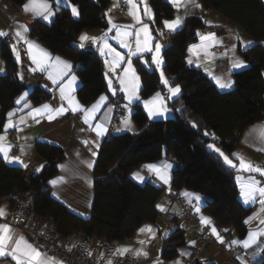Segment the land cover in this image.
I'll list each match as a JSON object with an SVG mask.
<instances>
[{
	"label": "trees",
	"instance_id": "obj_1",
	"mask_svg": "<svg viewBox=\"0 0 264 264\" xmlns=\"http://www.w3.org/2000/svg\"><path fill=\"white\" fill-rule=\"evenodd\" d=\"M9 1L22 6L27 0ZM69 1L79 10L77 19L68 8L60 7L52 23L35 22L31 36L53 54L73 62L82 81L78 97L89 106L107 91L104 60L92 50L80 49L74 43L84 30L108 27L106 9L111 1ZM200 1L206 8L234 22L256 42L251 47L239 49L249 66L235 73L234 89L219 91L201 70L187 64V50L197 42L198 32L204 27L199 18H187L183 28L173 34L163 51V71L170 83L181 89L176 98L168 101L174 116L149 121L143 108L136 105L132 118L139 132L114 135L103 142L94 171L95 196L88 218L72 212L52 195L48 183L57 175L64 152L46 143L36 145L37 154L45 164L43 170L29 181L25 180L24 169L8 165L0 156V204L9 200L15 206L14 195L21 193L32 200L37 216L51 217L64 235L76 232L110 242L126 241L144 224L156 222L160 215L156 204L164 192L163 187L151 183L137 184L130 173L145 163L169 159L174 164L172 186L204 196V212L218 226L230 228L240 239L246 237V218L252 208H246L239 200L237 171L226 165L223 158L210 151L207 145L214 143L230 155L247 127L264 119V2ZM149 2L155 13L156 26L174 17V9L167 0ZM1 56L6 74L0 75V133L9 111L29 89L19 77V65L6 42L1 45ZM135 64L142 81L141 98H148L158 91L165 93L157 70L146 69L139 59ZM50 97L39 84L29 92V98L35 104ZM205 132L210 135L206 136ZM185 245L184 230L175 229L164 240L162 258L166 261L177 258L180 248ZM260 264H264V258Z\"/></svg>",
	"mask_w": 264,
	"mask_h": 264
},
{
	"label": "crops",
	"instance_id": "obj_2",
	"mask_svg": "<svg viewBox=\"0 0 264 264\" xmlns=\"http://www.w3.org/2000/svg\"><path fill=\"white\" fill-rule=\"evenodd\" d=\"M110 1L111 2L106 9L107 21L111 17L113 22L116 24L131 25V27L127 29L131 35L127 37L123 35L117 36L116 29L109 31L111 26L108 23V27L105 29L84 30L76 39L74 44L78 48L92 50L97 53L103 58L105 66L107 91L100 95V97H98V99L91 105L86 106L78 97V90L82 86V81L75 71L73 62L65 57L53 54L48 48L40 44L31 36V27L35 22L40 21L50 24L53 22L58 8L65 7L71 11V7L74 5L69 0H60L59 3H57V0H47L49 9L52 11L53 15L49 17L48 20H45L43 16L35 15L32 11H24V5L28 3L29 0H27L22 6H16L9 0H0V30L8 33L7 36L0 38V69L3 70L0 71V75L6 74V67L1 56V45L3 42H6V39L9 36H11L14 39V44L11 45L10 48L12 50L14 60L19 65V77L21 79L22 76L23 78L21 80L26 82L29 86V89L18 98L20 99L24 96V100H21L19 104L16 103V107L9 111V113H14V115L12 117H9V115L7 116L3 131L0 133V136L5 137L3 141H0V144H3L8 149V156L20 157L23 163H19L14 160L10 162L9 159L5 158L3 153H0V156L10 166L25 169L26 167H24V164H27V167L30 166L32 168V173L36 175L43 170L45 164V161L37 154V143H46L61 148L64 152V159L58 164L57 175L50 179L48 184L52 195L56 200L68 207L72 212L85 218H88L92 212L95 196L94 171L99 158L101 146L107 138L108 127L112 123L114 110L111 106V102L114 98L115 82L121 88V97L125 108V115L120 124L117 126L115 135L125 133L136 134L139 132V128L132 118L136 105L143 108L149 121L166 120L174 116L173 110L168 106V101L176 98L180 93L177 96H171V93L169 92V87L175 86L170 83L163 71V51L170 43L172 35L183 28L187 18H199L204 23V27L220 26L224 29L223 32L215 33L216 40L218 41L215 43L212 40L203 41L201 36L206 34H203L200 29L198 32L197 42L189 46L186 56L187 64L190 67L201 70L214 82L218 90L221 92H229L233 90L235 86V73L243 71L249 66V63L240 54L239 49L251 47L256 43L251 37L244 34L234 22L228 20L225 16L212 10L211 8H206L200 0H195V2L201 6L199 8L192 4H185L183 0H181V6L177 8L172 0H167L174 9V17L169 20H164L161 26H156L155 24V13L149 0H146V7L151 11L150 17L145 15V3H141L140 0H135V3L137 4L136 11L142 21L141 24H137L129 15L131 6L127 3V0H124L126 4V8L124 9H121L118 6V0ZM262 1L264 2V0ZM33 2L34 4L39 5L42 0H33ZM73 17L77 19L79 15ZM177 17H181L183 19V23L175 31H170L165 27L164 22L173 21ZM143 24H147L148 26V34L151 37L148 47L151 51L137 50L136 40H140L141 48H143V44L146 39L145 33L139 31ZM21 25L26 26L28 29L27 32H23V29L20 27ZM16 31L23 32L25 39L21 40L17 37L15 35ZM137 32H139L138 37L136 35ZM82 35H87L89 37L88 40L83 41V47L80 46V37ZM236 37H239L240 39H236ZM91 38L98 39L96 43H93ZM121 41L128 44L130 47H123ZM19 42L24 43L26 46L30 59V65L28 67H23L21 65L20 51L18 48ZM28 42H32L39 49L44 50V52L48 54V59L45 61L44 57H42L35 49H32L30 54ZM105 42L108 44L109 48H105L102 54L100 49L103 48ZM156 43H160L162 45L158 57L162 60V63L159 67L155 62H153V57L156 56ZM13 46H15V51ZM223 46H226L227 50L222 54H218L215 51V48ZM109 49H114L115 51L111 52ZM17 53L19 54V60H17ZM116 53H119V56L123 58L118 66H114L112 63L113 57ZM33 56L41 62L42 68L38 66L37 63L33 62ZM56 58H59L61 61L67 62L71 65L70 71H68L67 75H64L62 78L61 72L64 71L63 65L58 64ZM136 59H139L146 69L158 71L162 85L165 88V93L158 91L153 93L148 98H141L140 93L142 89V81L136 68ZM234 60L243 61L245 67L233 68L232 64ZM129 61L131 62L132 69L135 71V76L139 78L138 81H134L132 79L131 72L125 75V69L128 68ZM189 61H191V63H189ZM33 69H35V71H33ZM161 73H163V80L168 81L167 86L161 78ZM50 75L57 80L56 84H53L52 79H49ZM213 75L220 76L225 80L230 79L233 82L232 86L230 88L221 89L212 79ZM39 76L45 77L49 86L42 85L38 78ZM71 76L76 77L75 83L72 85L71 90L67 88L65 89V98L61 99L60 88L61 86L67 85ZM121 80L124 81L123 85L121 84ZM109 81H111V85L109 84ZM38 84L45 88L50 93L51 97L44 102L35 104L30 100L29 92ZM157 94H159V99H157ZM69 97L72 100L71 104L69 103ZM102 97L104 99H101ZM25 103L27 104V107L25 106ZM44 105H48L51 111H46L39 115L34 113L33 115H30L34 109L42 108ZM94 106H96L95 110L92 111ZM60 107L65 109L63 114L56 113V110ZM74 108L75 111H73ZM150 110L162 114H156L150 118ZM49 114L54 116V119L51 121L48 119ZM33 116H35V118H33ZM22 118L25 121L24 123L20 122ZM86 118L89 121L88 124L84 123ZM126 121L129 123L126 124ZM9 123H11L12 126L6 129L5 126ZM98 124L102 125L107 130L101 136H97L96 131L94 130L95 126ZM11 131L14 132V137L11 136ZM261 132H264V119L247 127L242 135L240 143L237 145L233 153H241L254 166L264 168V151L257 150L264 149V141L261 140ZM14 144L19 145V151L17 154L12 153V147ZM96 144L99 146L96 147ZM93 152L96 153L95 156L92 155ZM229 156L234 160V163L237 164V167L234 168L237 171V177H242L243 180H247L251 175L260 180L261 186H264V177H261L259 173H248L242 171L239 168V161L234 157H231V154ZM88 162H93V167L89 168L87 166ZM164 164L172 165L167 172L169 178L168 184H164L154 171H150L146 167L147 165L161 167ZM173 167L174 164L169 159H166L157 163H145L130 173L131 179L139 185L151 183L164 188V192L157 201L156 207L157 205H162L165 211H161L157 208L160 215L156 222L146 223L142 226H151L156 232L155 239H152L146 246H141L137 243L140 239H144L146 241L149 239V234L147 232L138 235V230L142 227L136 231L132 238L126 241L112 242L113 246L116 249L126 246L134 250L140 247H146V250L148 251L147 258L136 257L131 253L126 254L133 255L135 257V264H154L157 258L161 264H177V262H179V264H190V257L193 250L197 246V242L194 236L193 225L183 218L179 209V202L184 201L185 203L191 205L194 212L197 214L201 225L209 228L211 232L214 227L224 241V243L219 242L221 245L220 248L212 243L204 250L200 258V262L202 264H225V262L229 259L230 251H236L239 248L242 249L248 256V260L243 261L242 264H260L264 258V236H258L256 241L248 248L243 247V241L248 238L249 232L264 231V225L259 223L261 219H264V213L260 211L261 205L258 202L259 197L257 198V202L254 204H244L243 198L240 196L241 181L237 180L240 202L246 208H252L250 215L246 218V221H249L246 223L248 233L245 238L240 239L230 228H222L218 226L214 222L213 218L204 212L206 204L204 196L185 188L176 190L172 186ZM136 175L142 176L144 178L143 182L136 179ZM51 181H56L57 183L53 185ZM185 193L188 194L187 197H185ZM195 196H199L200 200L197 201L194 198ZM197 208L199 211H197ZM0 209L5 210L6 212L5 216L0 218V224H8L14 230V240L19 238L21 235H24L28 242L32 243L41 252H45L54 260L61 261L63 264H66L62 258L50 255L43 247L39 246L34 239L33 233L29 229L13 226L12 214L14 206L11 201L8 200L1 203ZM202 218L207 219L210 223H202ZM249 218L252 219L250 220ZM177 228L184 230L186 245L180 248L179 256L177 258L166 261L162 258L163 243L164 240L167 239ZM165 233H168V235L165 236ZM232 241H237V243L233 244ZM192 242H195L194 246H192ZM181 252L190 253V255L181 256ZM0 264H15V261L11 260V257H4L0 258Z\"/></svg>",
	"mask_w": 264,
	"mask_h": 264
},
{
	"label": "snow or ice",
	"instance_id": "obj_3",
	"mask_svg": "<svg viewBox=\"0 0 264 264\" xmlns=\"http://www.w3.org/2000/svg\"><path fill=\"white\" fill-rule=\"evenodd\" d=\"M60 0H57V3H59ZM141 3H145V15L150 17L151 11L150 9H148L146 7V0H140ZM172 2L175 4V6L177 8H179L181 6V0H172ZM183 2L185 4H192L195 7L199 8L201 7L198 3L195 2V0H183ZM127 3L131 6L130 10H129V15L133 18V20L137 23V24H141V18L138 15L136 9H137V4L135 3V0H127ZM24 11L25 12H29L32 11L35 15H41L43 16V18L45 20H48L49 17H51L53 15L52 11L49 9V6L47 4V0H42V2L39 5L34 4L33 0H29L28 3H26L24 5ZM71 11L73 16H78V10L75 6L71 7ZM111 11V10H110ZM107 15V14H106ZM109 25L111 26L109 28V31H111L112 29H116V34L117 36H129L131 35V33L129 31H127L128 28L131 27V25H122V24H116L113 22V19L110 17L108 20ZM183 23V19L181 17H177L175 20L173 21H165V27L167 29H169L170 31H175L177 28H179ZM23 29V32H27V28L26 26L21 25L20 26ZM123 29V31H122ZM145 33L146 35V39L144 41L143 44V48H141V43L140 40L137 39L136 40V46H137V50L141 51V50H147V51H151V49L148 47L149 41L151 39L150 35L148 34V26L147 24H143L142 28L139 30ZM23 32L21 31H16L15 35L17 37H19L21 40L25 39ZM7 32L0 30V38L7 36ZM107 35V34H105ZM137 37L139 36V32H137ZM89 37L87 35H82L80 37L81 40V47H83V41L88 40ZM93 43H96L98 38H91ZM103 39V38H100ZM201 39L203 41H208V40H212L214 43L218 42L216 40V36L215 33H209L206 35H202ZM236 39H240L239 37H236ZM243 42V41H242ZM250 43V42H248ZM121 44L123 47H130L128 44L124 43L123 41H121ZM28 47L30 50V54H31V50L35 49L37 52L40 53V55L42 57H44L45 61L48 59V54L46 52H44V50L39 49L34 43L32 42H28ZM161 47L162 45L160 43H156L155 45V52H156V56L153 57V62H155L157 64V66L159 67V65L162 63V60L159 59V53L161 51ZM105 48H109L108 44L105 42L103 48L100 49L101 53L103 54L104 49ZM13 49L15 51V46H13ZM234 50V49H233ZM109 51L114 52V49H109ZM191 51V50H190ZM135 54V53H132ZM17 60H19V54L17 53ZM33 62L37 63L38 66H40L42 68L41 62L39 60H37V58L35 56L32 57ZM122 57L119 56V53H116L115 56L113 57V65L114 66H118L119 63L122 61ZM56 61L58 64H62L63 65V69L64 71L61 72V78L64 75H67L68 71H70L71 69V65L68 64L67 62L61 61L59 58H56ZM189 63H191V61H189ZM233 68H242L245 67V64L243 61L240 60H234L233 64H232ZM114 70V68H113ZM0 71H3L2 69H0ZM33 71H35V69H33ZM129 72L132 73V79L134 81H138V77L135 76V71L134 69H132V65L131 62H128V68L125 69V75H127ZM23 77L21 76V79ZM161 78L163 80V73H161ZM49 79H52L53 84L57 83V80L54 79L51 75L49 76ZM212 79L216 82V84L221 88H230L232 86V81L229 80H225L224 78L220 77V76H216L213 75ZM76 77L75 76H71V78L69 79L67 85L61 86L60 88V92H61V99L65 98V89H69L71 90L72 85L75 83ZM163 82L165 83V85H168V81L167 80H163ZM109 84L111 85V81H109ZM121 84H124V81L121 80ZM181 89L179 86H175V87H169V92L171 93V96H177L180 93ZM134 94V93H133ZM27 95V94H25ZM101 99H104L103 97ZM131 99V97H130ZM138 99V97H137ZM157 99H159V94H157ZM21 100H24V96H22L20 99H18L16 101L17 104H19L21 102ZM69 103H72L71 98L69 97ZM25 106L27 107V104L25 103ZM78 107V106H77ZM95 107L92 109V111L95 110ZM50 112L51 110L49 109L48 105H44L42 108H36L34 109L30 115L36 114L39 115L43 112ZM73 111H75V108L73 109ZM65 112V109L63 107H60L59 109L56 110L57 114H63ZM156 114H162V113H157V112H153V111H149V117L151 118L153 115ZM9 117H12L14 115V113H9L8 114ZM33 118H35V116H33ZM48 119L51 121L52 119H54V116L49 114L48 115ZM21 123H24L25 121L23 120V118L20 121ZM39 122V121H37ZM85 124H88L89 121L86 118L84 120ZM126 124L129 123L128 121L125 122ZM11 123H9L8 125L5 126V128L7 129L8 127H11ZM91 127V125H90ZM193 127H196L195 123H193ZM94 130L96 131L97 136H101L103 135L107 130L106 128H104L102 125H96ZM206 136L210 135L209 133L205 132L204 133ZM5 139V137L0 136V141H3ZM261 140L264 141V132H261ZM87 143V142H85ZM99 145L96 144V147H98ZM208 149L210 151H214L215 153H217L220 157L223 158V161L226 165H228L231 168H236L237 164L234 163V160L232 158H230V156L228 154H225L220 147H217L214 143H209L207 145ZM257 150H261L264 151V149H257ZM0 153H3L6 159H9L10 162L11 161H16L19 163H23V161L20 159V157H9L8 156V149L3 145L0 144ZM93 156L96 155L95 152L92 153ZM231 157H234L236 160L239 161V168L244 171V172H248V173H259V175L261 177H264V168H261L259 166H254L251 162H249L245 156L241 153H232ZM87 166L89 168L93 167V162H88ZM24 167H27V164H24ZM150 171H154L158 178L160 180L163 181L164 184H168L169 183V178L167 175L168 169H170L172 167L171 164H164L161 167H157L155 165H147L146 166ZM39 170V169H38ZM136 179H138L140 182H143L144 178L142 176L136 175L135 176ZM238 181H241L240 183V196L243 198V202L244 204H254L257 202V198L259 197V204L261 205V209L260 211L262 213H264V186H261V181L256 179L254 176H249L247 180H243L242 177H237ZM51 183L53 185H55L57 182L56 181H51ZM55 195V193H54ZM188 194L185 193V197H187ZM197 201L200 200L199 196H195L194 197ZM157 208L161 211H165L164 207L162 205H157ZM197 211H199V209L197 208ZM6 214L5 210L0 209V218L4 217ZM82 215V213H81ZM250 220L252 218H249ZM249 221H246V223ZM202 223H210V221H208L207 219H203L202 218ZM260 224L264 225V219H261L259 221ZM226 231V230H225ZM145 232H147L149 234V239L146 241L144 239H140L137 241V243L141 246H146L148 243L151 242L152 239H155V235L156 232L155 230L151 227V226H145L142 227L138 230V235L144 234ZM212 234L216 236L217 241L220 243H224L223 238L219 236V234L217 233V230L213 227L212 228ZM165 236L168 235V233L164 234ZM14 236V230L8 225V224H0V258H4V257H11V260L15 261V264H63V262L61 261H56L53 258L49 257V255L45 252H41L38 248H36L32 243H29L28 240L25 238L24 235H21L19 238L17 239H13ZM258 236H264V231H256V232H249L248 238L245 239L243 241V247L244 248H248L252 243H254L257 239ZM233 244H236L237 241H232ZM195 245V242H192V246ZM71 250V249H69ZM133 254L136 257H144L147 258L148 257V251L146 250V247H140L137 249H131L129 247H123V248H117L114 255L119 256V257H124L126 254ZM89 255H91V253H89ZM190 255V253H185V252H181V256H187ZM107 264H113L112 260L107 261ZM154 264H161V262L159 261V259L157 258V260L154 262ZM177 264H179V262H177Z\"/></svg>",
	"mask_w": 264,
	"mask_h": 264
},
{
	"label": "built area",
	"instance_id": "obj_4",
	"mask_svg": "<svg viewBox=\"0 0 264 264\" xmlns=\"http://www.w3.org/2000/svg\"><path fill=\"white\" fill-rule=\"evenodd\" d=\"M118 6L121 9L126 8L124 0H118ZM223 30L220 26H206L201 29V32L203 34H209L220 33ZM6 43L9 46L13 45V37L9 36L6 39ZM18 48L20 51L21 65L28 67L30 65V59L26 46L24 43L19 42ZM226 50V46L215 48L218 54H222ZM38 78L42 85L49 86L45 77L39 76ZM114 91V98L111 102L114 112L112 123L108 127L106 139H111L115 135V130L125 115L121 88L116 82L114 84ZM11 136H15L13 131H11ZM18 151L19 145L14 144L12 153L17 154ZM24 176L26 181H29L34 176L30 166L24 169ZM14 199L15 206L12 214L13 226L29 229L33 233L34 239L39 246L43 247L50 255L62 258L66 264H107L109 260H112L113 264H135L136 259L133 255H125L124 257L114 255L116 248L112 242L104 238L88 237L85 234L76 232L68 235L62 234L58 231L51 217H40L36 215L32 200L26 199L23 194L16 193ZM179 209L183 218L190 222L194 228L197 246L191 254L190 264H196L200 261L201 255L210 244L213 243L219 248L221 245L211 230L201 225L197 214L190 204L180 201ZM245 260H248V256L239 248L236 251H230L229 259L225 264H242Z\"/></svg>",
	"mask_w": 264,
	"mask_h": 264
}]
</instances>
